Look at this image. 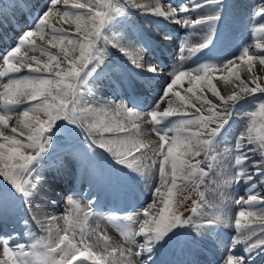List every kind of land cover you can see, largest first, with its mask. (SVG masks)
<instances>
[{"label": "snow or ice", "instance_id": "snow-or-ice-1", "mask_svg": "<svg viewBox=\"0 0 264 264\" xmlns=\"http://www.w3.org/2000/svg\"><path fill=\"white\" fill-rule=\"evenodd\" d=\"M38 8L34 4L29 12ZM133 8L190 31L207 28L203 42L187 48L192 56L211 50L217 41L226 43L229 39L226 34L221 36L216 28L222 18L223 0H190L176 7L169 3L167 10L160 4L151 7L136 0L123 3L120 0H47L32 24L28 25L25 20V28L20 29L14 44L0 54V78H7L6 83L0 84V220L14 216L27 228L29 220L20 215L21 209L26 207L31 213V202L49 186L50 180L63 178L73 167L76 174L88 175L90 187L108 183L109 177L93 159L95 150L101 149L117 165L145 180L149 168L158 162L159 183L153 188L152 202L142 211L122 217L129 222L135 217L139 222L138 231L129 228L121 232L128 247L111 246L110 238L104 235L105 245L97 250L99 246L92 239L93 233L85 227L91 207L83 219L69 210L63 217L65 226L57 228L55 236L50 226L43 220L39 222L48 235L32 243L31 251H25L26 245L22 243L11 246L19 233L0 236V264H120L117 253L124 264H201V257L204 264H213L207 260L206 253L211 251L210 245L218 246L212 235L217 222L210 218L206 223L197 222L194 217L203 206L197 201H193L192 215L185 217L180 212L183 201L176 199L174 190L179 189L178 180L195 184L198 178L209 175L204 165L212 167L209 156L214 146L239 102L248 97L258 100V112L250 114L246 130L235 139L231 149L235 153L234 174L225 183L244 182L249 188L246 199L240 197L233 201L240 207L234 222L236 235L231 237L222 264H255L257 256L264 254V214L257 215L250 210L254 205H264V199L256 193L258 187H264V82H258L254 74V62L264 66V42L257 40L254 45L243 46L238 55L219 64L208 60L195 68L169 72L159 99L147 113L129 106V102L94 108L90 97L100 91L103 81L107 80L109 86L115 83L112 75L104 71L111 56L109 48L129 59L128 49L134 47L122 32L111 35L109 30ZM204 8L209 9L207 15L195 18L189 15ZM16 10L24 11L19 0L13 4L11 17L0 8V18L9 25L19 24ZM56 17L74 25L75 31L57 27L51 22ZM257 18H264V0L253 10L252 19ZM252 31L254 35L264 36V22ZM46 38L51 48L58 49V54L37 44V39ZM164 38L171 39V35L166 34ZM139 44L147 50L143 43ZM30 52L33 54L29 55ZM184 53L185 44H181V64L187 59ZM41 56L47 59L42 60ZM238 62L247 66L248 81L241 79ZM130 63L144 73L155 76L164 73L159 63L147 62L140 55L131 57ZM117 71L118 67L112 69V73ZM225 71L227 75L222 79L231 81L239 89L227 97L214 84V74ZM146 82L150 80L146 78ZM185 83L187 88L183 87ZM117 88L134 89L135 83L121 79ZM206 90L219 103L208 99ZM164 103L167 107L159 110ZM257 116L261 118L259 126ZM169 118L176 120L170 127L165 126ZM13 119L15 124H10ZM144 123L152 126L158 142L144 139ZM193 126L196 131H192ZM5 129L11 134H6ZM201 155L203 160L199 159ZM147 160H152V165ZM248 165L255 171H246ZM55 203L51 201L52 205ZM68 203L79 208L76 200L69 198ZM88 203L91 206L94 201ZM46 219L52 221L56 217ZM169 255L171 259L166 258Z\"/></svg>", "mask_w": 264, "mask_h": 264}, {"label": "bare ground", "instance_id": "bare-ground-1", "mask_svg": "<svg viewBox=\"0 0 264 264\" xmlns=\"http://www.w3.org/2000/svg\"><path fill=\"white\" fill-rule=\"evenodd\" d=\"M14 2L15 0H0V8L9 17L12 16ZM19 2L24 9L23 13L19 10L15 12L16 18L20 21L19 24L9 25L7 21H3L0 18V54L14 44L21 34L20 29L25 28V20L28 25L32 24L37 11H39V8L44 7L47 0H19ZM120 2L123 3L124 0H120ZM136 2L147 4L151 7L160 4L167 10L169 3L171 6L176 7L189 3L190 0H136ZM260 2L261 0H223L222 18L217 22L216 28L221 36L225 34L229 36L228 41L226 43L217 41L214 48L210 46L211 50L205 49L194 56L187 52V48H192L202 43L203 36L208 31L207 28L200 27L195 31H190L163 18L141 14L143 9L133 8L129 10L127 14L128 20H125L123 17L118 18L110 26L109 30L112 31L111 35L122 32L134 43V47L128 49L129 59H126L116 49L109 48L111 56L106 61L104 71L112 75L115 83L109 86V82L104 80L100 91L95 92V95L90 97L91 106L94 108L114 107L116 104L129 102V106H136L144 113H147L155 106L156 100L159 99L169 72L182 68H195L198 64L208 60L219 64L223 60L238 55L243 46L254 45L257 40L264 42V36L259 33L254 35L252 31L254 26H258V23L264 22V18H257L255 21L252 19L253 10ZM34 4L39 5V8L30 13L29 9ZM208 13L209 9L204 8L189 15L195 18L207 15ZM51 22L56 24L57 27H63L70 31V24L59 21L58 17L52 19ZM14 27L16 28L15 31L13 30ZM166 34L171 35V39H165ZM139 43H143L147 50L143 49ZM37 44L47 47L49 51L54 53L55 48H51L47 44V38L43 41L37 39ZM181 44H185L184 55L187 57L183 64L179 61ZM250 51H253V49L250 48ZM32 54L31 52L29 53V55ZM35 55L39 56L40 54L35 53ZM137 55L143 56L147 62L153 64L159 63L164 69V73L155 76L134 68L130 63V59ZM40 58L42 60L47 59L44 56ZM114 67H118V71L112 73ZM238 71L241 79L248 81L247 66L242 62H238ZM254 74L258 82H264V66H261L258 61L254 62ZM224 75H227L226 71L215 73L214 84L220 94L227 97L233 91H239V89L231 81H224L222 79ZM146 78L150 80V83L146 82ZM121 79L132 80L135 83V88L127 90L117 88V84L120 83ZM6 82L7 78H0V84ZM187 86V83L183 85L184 88H187ZM249 86L254 85L249 84ZM206 95L213 103H219L218 98L213 97L210 91L206 90ZM252 99L253 97H248L240 101L236 110H242ZM197 106L200 107L199 103H197ZM164 107H167V103L162 104L159 110L162 111ZM221 107L223 106L221 105ZM186 111L192 112L193 110L187 109ZM251 113L252 110L247 107L240 120H230L229 124L225 126V131L221 134L220 140L216 143L209 156V163L212 165L211 168L208 167L206 170L209 172V175L198 178L195 184L191 182L182 183L178 180L179 189L174 190L176 199L183 201L180 205V212L185 217L192 215L191 208L193 207V201H197L198 204L203 205L199 210L198 216L194 217L197 219V222L206 223L207 218L214 219L217 222V227L212 232V235L219 242L218 246L210 245L211 251L206 253L207 260L212 261L213 264H222L223 259L228 254L231 237L236 235L234 222L240 207L236 206L233 201L240 197L247 198L248 184L244 182L238 185L226 184L225 181H230L233 177L235 153L231 149L234 148L236 137L245 131L248 123H250ZM207 114L205 111L204 115ZM188 118L190 119L191 117ZM145 119L150 120V117L146 116ZM175 122V118H169L165 122V126L170 127ZM10 124H15V119L10 121ZM257 126H259L258 120ZM151 127L148 123L143 124V130L146 132L144 139L158 142L159 137L151 130ZM192 131H196L194 126L192 127ZM5 132L6 134H11L7 129H5ZM204 138L207 137H202V139ZM148 155L151 156L150 151ZM258 156L259 153L257 154V158ZM93 159L109 177L108 183H97L90 187L88 175L83 172L76 174V169L73 167L63 178L50 180L49 186L43 189L35 197V200L31 202L33 205L31 213L27 211L26 207L21 209L20 215L29 220L27 228H23L14 216H10L0 220V236L19 233L18 239L13 241L12 244H25L27 250L31 251L33 240L35 242L41 237H47L48 235L47 231L39 226L41 220L52 228L54 236L57 228L65 226L63 217L70 210L68 201L71 198L79 202L78 209L83 210V214L91 207L92 213L88 216L90 220L86 226V231L93 233V241L97 237L99 240L104 241L102 237L107 235L110 238L109 241L118 243H116L117 247L128 245L121 232L129 228L133 231H138L139 222L135 217L132 222L127 220L126 222L120 221V219L112 216V212L114 210L125 212L124 214H120V216L133 214L137 211H142L147 204L152 202L153 188L159 183L158 162L152 165V160L146 161L147 164L152 166L148 170V179L145 180L137 174L130 173L127 169L117 165L101 149L98 153H94ZM101 159L105 163H101ZM199 159L203 160L204 156L201 155ZM204 167H207V165H204ZM245 170L249 172L255 171L251 165H248ZM199 192L203 194L201 195V201L195 198V195ZM256 193L259 194L261 199H264V187H258ZM51 198H55L56 203L54 205L51 204ZM89 200H93L94 204L90 206ZM37 205H39V208H37ZM159 206L157 204V207ZM250 210L256 212L257 215L264 214L262 212L264 205H254ZM46 217H56V219L48 221ZM230 224L233 226H229ZM137 240L142 242V238L140 237H137ZM239 250V248L236 249L237 253H239ZM118 255L119 253L116 254V256ZM166 258L171 259V256L169 255ZM201 260V264H204V257H201ZM120 264H124V261H120ZM255 264H264V254L257 256Z\"/></svg>", "mask_w": 264, "mask_h": 264}, {"label": "rangeland", "instance_id": "rangeland-1", "mask_svg": "<svg viewBox=\"0 0 264 264\" xmlns=\"http://www.w3.org/2000/svg\"><path fill=\"white\" fill-rule=\"evenodd\" d=\"M125 20H128V16H126V17H123ZM69 29H70V31H72V32H74L75 31V26L74 25H69ZM54 53H56V54H58V49H55L54 50ZM204 56H206V57H208L207 55H204ZM153 89H154V87H153ZM152 89V90H153ZM257 104H258V100H254V98L249 102V103H247V105L246 106H244L243 108H242V110L241 109H238V110H236V111H234L233 112V115H232V118H231V121H235V120H240L241 119V117H243V115H244V110H245V108H250L251 110H252V112H258V108H257ZM246 112V111H245ZM257 118V120H258V122H260V117L259 116H257L256 117ZM225 131V130H224ZM100 151V149H96L95 150V153H98ZM101 163H105V161L104 160H102L101 159ZM205 168V171L208 169V167H204ZM58 194H60V192H58ZM201 193L199 192V193H197L196 195H195V198L197 199V200H199V201H201ZM94 198V197H93ZM53 200H55V198H51V201H53ZM61 204H62V202H61ZM70 206H69V208H70V210H71V212H72V214L73 215H79L80 216V218L81 219H83L84 218V214H83V210H80V209H78L75 205H71V204H69ZM125 212H123V211H116V210H114L113 212H112V216L114 217V218H116V219H120V221H123V222H126V220L125 219H122V217H124L125 215H122V216H120V214H124ZM89 217H87V223H86V225H85V227L88 225V223H89ZM121 229V228H120ZM95 242L98 244V248L97 249H100V247L101 248H103L104 247V245H105V242L104 241H101V240H99V238L97 237V238H95ZM32 243H34V240L32 241ZM102 243V244H101ZM109 243H110V245L112 246H116L117 247V242H112V241H109ZM112 243V244H111ZM117 243V244H116ZM17 244V243H16ZM16 244H12V246L13 247H15L16 246ZM101 245V246H100ZM121 247H128V245H121ZM26 251H29V250H27V248H26ZM117 258V260L118 261H122L123 259L120 257V255H118V256H116Z\"/></svg>", "mask_w": 264, "mask_h": 264}]
</instances>
